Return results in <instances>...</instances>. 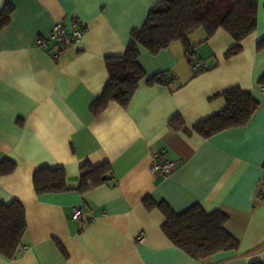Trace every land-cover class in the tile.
Segmentation results:
<instances>
[{"label": "crops", "instance_id": "1", "mask_svg": "<svg viewBox=\"0 0 264 264\" xmlns=\"http://www.w3.org/2000/svg\"><path fill=\"white\" fill-rule=\"evenodd\" d=\"M9 1L10 20L0 29V160L15 168L0 175V200L23 204L26 231L16 256L0 254V264H264V89L257 83L264 48L256 49L264 0L234 55L225 56L235 41L223 28L207 39L202 28L189 33L200 70L185 61L178 41L155 54L139 46L146 74L168 71L173 80L144 79L126 107L109 102L98 115L89 104L108 79L105 56L124 52L130 30L159 0ZM57 22L85 30L54 59L34 41ZM231 86L258 100L250 120L209 137L195 132V122L225 106L218 93ZM174 115L186 129L170 128ZM158 156L175 162L166 175L150 170ZM104 161L112 168L108 181L79 191L80 165ZM42 165L62 166L68 189L37 194L32 175ZM146 195L175 212L194 203L223 211L238 248L192 257L163 232L165 216L144 206ZM74 205L79 220L70 216Z\"/></svg>", "mask_w": 264, "mask_h": 264}, {"label": "trees", "instance_id": "2", "mask_svg": "<svg viewBox=\"0 0 264 264\" xmlns=\"http://www.w3.org/2000/svg\"><path fill=\"white\" fill-rule=\"evenodd\" d=\"M257 9V0H159L149 9L142 25L130 30V39L124 52L105 56L108 79L101 93L89 104L90 112L98 115L109 102L126 107L139 82L144 79L148 85L170 84L173 80L174 77L168 71L147 75L138 62L139 46L155 54L172 41L180 40L184 54L192 62L194 46L188 41L189 33L202 28L207 39L218 28H223L235 41L225 52V56L229 57L241 50V40L255 29ZM12 10L10 1L4 0L0 6V29L10 20ZM262 48L264 36L256 43L257 50ZM257 83L264 86V71ZM218 94L224 97L225 106L193 124V130L203 137L246 124L259 105L251 92L238 86L225 88ZM168 125L174 130L186 129L180 115L172 116ZM14 168L13 161L6 158L0 160V175L9 174ZM111 173L108 161L97 165L84 162L80 165L77 189L84 191L89 186L101 185L108 181ZM32 182L37 194L68 189L66 171L62 166L37 167ZM142 202L148 210L158 208L164 214L165 220L161 225L163 232L176 246L194 258H207L219 251L235 250L239 246L238 239L225 227L228 216L219 209L207 212L199 203H194L175 212L165 201H155L148 195L142 198ZM25 231L23 204L16 199L8 203L0 200V254L14 258L20 250ZM250 264L262 263L253 261Z\"/></svg>", "mask_w": 264, "mask_h": 264}, {"label": "built area", "instance_id": "3", "mask_svg": "<svg viewBox=\"0 0 264 264\" xmlns=\"http://www.w3.org/2000/svg\"><path fill=\"white\" fill-rule=\"evenodd\" d=\"M84 30L82 25H77L76 23L72 26H67L62 22H57L52 25L47 34L38 35L34 44L40 49L50 51L52 58L57 59L63 49L75 45L80 41ZM200 62L201 60L197 61L194 66L197 70L201 69ZM262 88L264 89V86ZM174 166L175 162L173 160H167L158 156L152 160L150 170L157 175H166ZM258 197L264 198V174L259 180ZM70 216L74 220H79L82 217V212L78 205L72 207Z\"/></svg>", "mask_w": 264, "mask_h": 264}, {"label": "rangeland", "instance_id": "4", "mask_svg": "<svg viewBox=\"0 0 264 264\" xmlns=\"http://www.w3.org/2000/svg\"><path fill=\"white\" fill-rule=\"evenodd\" d=\"M175 41H178V42H180L181 44H182V42L180 41V40H175ZM188 41H189V38H188ZM189 43H190V41H189ZM191 44V43H190ZM192 45V44H191ZM182 46H183V44H182ZM184 47V46H183ZM193 50H194V48H193ZM195 54V53H194ZM193 54V60H192V62H190L189 60H188V57H187V55L186 54H184V58H185V61H187L188 62V64L190 65V66H193V68H194V66H195V64H196V62H195V55Z\"/></svg>", "mask_w": 264, "mask_h": 264}]
</instances>
